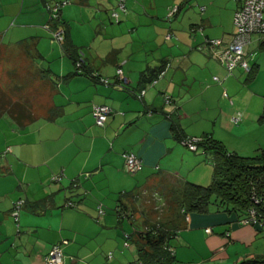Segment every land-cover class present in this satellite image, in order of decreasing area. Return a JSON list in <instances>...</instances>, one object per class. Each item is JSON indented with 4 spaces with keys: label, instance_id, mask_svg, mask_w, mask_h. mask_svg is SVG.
<instances>
[{
    "label": "crops",
    "instance_id": "crops-1",
    "mask_svg": "<svg viewBox=\"0 0 264 264\" xmlns=\"http://www.w3.org/2000/svg\"><path fill=\"white\" fill-rule=\"evenodd\" d=\"M58 1L0 0V264H46L58 244L64 264H144L137 234L163 224L176 228L169 242L173 264L259 261L264 231L240 224L235 213L185 216L172 198L185 182L207 185L214 176L213 153L183 146L173 122L180 137L209 135L229 154L251 158L264 151V38L253 35L247 47L251 76L241 68L227 72L205 44L231 41L240 4L227 0L226 25L203 7L205 17L181 30L167 25L159 8L150 14V3L126 0L128 11L114 23L116 7L99 2L105 33L87 55L79 53L86 45L73 40L69 7L50 19L47 7ZM199 27L201 35L192 32ZM61 29L67 39L54 41ZM77 51L80 69L71 57ZM151 71L158 76L144 83ZM98 105L113 110L104 127L93 115ZM124 153L141 160L139 171L126 169ZM149 187L155 197L165 189L164 204L153 203ZM136 217L143 228L134 225ZM167 217L174 221L167 224Z\"/></svg>",
    "mask_w": 264,
    "mask_h": 264
},
{
    "label": "trees",
    "instance_id": "trees-1",
    "mask_svg": "<svg viewBox=\"0 0 264 264\" xmlns=\"http://www.w3.org/2000/svg\"><path fill=\"white\" fill-rule=\"evenodd\" d=\"M67 35L65 30L64 39H67ZM261 48L264 50V41ZM71 49H73V46L68 45L66 50L69 51ZM71 57L75 65L78 62L82 63L78 51ZM247 73L251 76L254 73L253 68L251 67ZM7 111L12 113L13 110L10 108ZM172 131L180 142L187 138L180 137L178 125L175 122L172 124ZM202 140L198 144V149L211 151L214 155L213 181L207 187L185 182L179 198L175 199V209L183 210L185 216L191 213L209 214L214 210L216 212L235 213L237 216L241 215L244 218L246 211L250 207L251 180L264 176V151L254 157L246 158L236 154H229L221 142L213 140L209 135L203 136ZM258 186L259 189L263 190L264 182ZM118 211L119 216L123 217L124 211L121 209ZM166 223L169 224V221ZM174 230L176 228L172 230L167 228L166 224H163V226L156 227L149 232L137 234V252L144 264H173V253L169 251V242L176 236L177 232ZM259 231H264V229ZM249 262L243 264H248ZM249 264H264V257Z\"/></svg>",
    "mask_w": 264,
    "mask_h": 264
},
{
    "label": "built area",
    "instance_id": "built-area-1",
    "mask_svg": "<svg viewBox=\"0 0 264 264\" xmlns=\"http://www.w3.org/2000/svg\"><path fill=\"white\" fill-rule=\"evenodd\" d=\"M240 7L234 14V27L235 32L232 39L225 46L222 45L220 40H205L206 46H209L212 51V57L218 60L226 69L227 72L231 73L237 68H241L243 71H250L249 54L247 53V47L250 44L251 37L253 35H260L264 38V0H236ZM70 0H60L51 6H48L51 20H58L62 8L67 5ZM178 7H175L169 12L168 18L172 19L177 13ZM204 10V9H202ZM127 12L126 0H118L117 10L112 13V18L115 22L120 21L121 14ZM201 31L202 29L194 28L192 32ZM64 30H58L53 33V40L61 42L64 40ZM171 34H168L166 39L170 40ZM201 48V47H200ZM78 69L82 68V63L76 64ZM117 74L119 77L122 75V70L118 69ZM100 82L108 85L106 79L100 78L95 75ZM215 81L219 79L214 77ZM144 92L139 94V98L143 97ZM224 97L227 94L224 93ZM166 102L170 103L171 99L166 97ZM113 114V110L109 106H95L93 109V115L95 117L96 125L104 127L108 117ZM239 118L234 119L237 122ZM202 138H186L181 141V144L188 148L190 151H197L198 144L202 142ZM123 158L125 160L126 169L130 172H137L142 166L141 160L132 153H124ZM264 177V176H263ZM253 178L251 180V190L249 194L250 207L246 211L243 219L240 220V224L250 225L258 230L264 229V189H259V184L264 182V178ZM60 176L54 177V181H59ZM24 204L23 200L15 203L14 216H18L19 209ZM67 206H73L68 204ZM99 214L104 215L103 209L99 208ZM211 230H207L209 233ZM129 245L128 242L125 243ZM171 253H174L172 248H169ZM111 256V255H110ZM46 264H64L63 246L62 244L55 245L45 257Z\"/></svg>",
    "mask_w": 264,
    "mask_h": 264
},
{
    "label": "rangeland",
    "instance_id": "rangeland-1",
    "mask_svg": "<svg viewBox=\"0 0 264 264\" xmlns=\"http://www.w3.org/2000/svg\"><path fill=\"white\" fill-rule=\"evenodd\" d=\"M83 1V2H82ZM73 0L72 2H70L69 4H67V6H64L63 10L65 9V7H69L68 9L71 10V14H72V21H71V25L73 28V40L75 39V41L79 44H85L86 48L84 47L82 49V51L78 50L79 53H87V55H89V52H91L93 55V50L95 48L94 47H90L89 50V46L90 45H97V38L99 37H103L104 35V28L101 25V20L99 19V15L102 10V6L97 4L99 2L104 3L110 7H116L117 10V6H118V2L117 0ZM139 2L142 5H146V4H151V6L149 7V13L150 14H155L156 8H159V10L162 13L166 14L165 17V23H167V25H171L173 26V24H176V28L177 29H181V30H185L186 27L194 22H198V19L200 17H205V15L202 16L201 14V8L205 7L206 11L205 14L209 11V9L212 7V12L214 11L216 14V19L218 21H220L219 23L223 22L224 25H226L225 18L223 15V8L225 6V4L227 3V0H139ZM182 5V6H181ZM104 6V5H103ZM181 6V9L179 10V12H177V14L173 17V22L170 23V19L167 17L169 14V12L174 9L175 7ZM114 11V10H113ZM111 12L110 16L112 18V13ZM128 11V9H127ZM63 13V12H62ZM123 19V18H122ZM156 22L160 21L157 18H154ZM112 21L114 23L115 20L112 18ZM107 22V21H106ZM161 22H163L161 20ZM108 25H110L108 23ZM218 27H216L217 30ZM172 30V29H171ZM201 31H197V35H201ZM145 50V49H144ZM146 50H150L152 51V45L146 46ZM8 76V75H7ZM0 78H2V81H5V77L4 74H0ZM5 122H2V125H4ZM2 156V157H1ZM0 156V161L2 159H4V155ZM206 169V166H205ZM212 169V168H211ZM212 172L214 174V168L212 169ZM189 183L195 184V185H199L202 187H207L211 184V182L209 184H202L199 182V184L194 183V181H188ZM153 183V181H152ZM150 188V192L149 195L152 196V200L154 204H159L158 202H161V204H164L162 201L165 197V193L163 188L161 189H157L158 191H160L159 196H154L153 195V191L155 190V188L153 187H149ZM166 188V186H165ZM181 188H183V186L181 185L180 188H178V191L173 195L172 198H179L180 192L182 191ZM138 190L140 191L139 195L145 192V190H147L146 188H143L142 186H140V188L138 187ZM143 200L146 199V197H142ZM163 198V199H162ZM141 200V199H140ZM142 201V200H141ZM116 209V208H115ZM166 221H172V217H167ZM134 225L137 228H143L142 227V217H136L133 220Z\"/></svg>",
    "mask_w": 264,
    "mask_h": 264
},
{
    "label": "water",
    "instance_id": "water-1",
    "mask_svg": "<svg viewBox=\"0 0 264 264\" xmlns=\"http://www.w3.org/2000/svg\"><path fill=\"white\" fill-rule=\"evenodd\" d=\"M158 76V74H156L154 71H151V73H150V79L149 80H143V82L144 83H149V82H151L152 81V79L153 78H156ZM144 88V85L143 86H141V89H143Z\"/></svg>",
    "mask_w": 264,
    "mask_h": 264
}]
</instances>
